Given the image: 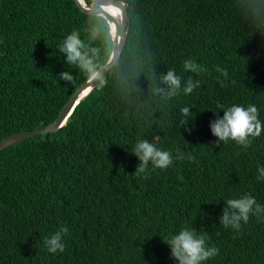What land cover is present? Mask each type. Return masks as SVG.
I'll list each match as a JSON object with an SVG mask.
<instances>
[{"label": "trees", "instance_id": "obj_1", "mask_svg": "<svg viewBox=\"0 0 264 264\" xmlns=\"http://www.w3.org/2000/svg\"><path fill=\"white\" fill-rule=\"evenodd\" d=\"M123 1L129 27L115 66L57 132L0 151V264H175L162 235L184 226L219 249L203 264H264V218L250 216L239 230L219 224L227 199L248 193L264 205L256 179L264 166V0ZM73 30L95 71L112 49L104 17L75 0H0V139L51 123L91 75L59 52ZM187 59L206 71H185ZM169 68L182 85L171 97L162 82ZM189 77L201 84L185 95ZM233 104L258 109L262 132L251 147L214 143L218 105ZM141 139L169 151L172 165L133 174ZM61 226L69 229L64 251L50 253L44 238Z\"/></svg>", "mask_w": 264, "mask_h": 264}, {"label": "clouds", "instance_id": "obj_2", "mask_svg": "<svg viewBox=\"0 0 264 264\" xmlns=\"http://www.w3.org/2000/svg\"><path fill=\"white\" fill-rule=\"evenodd\" d=\"M83 1L85 2V0ZM104 19L106 20V18ZM109 32L112 41L111 28ZM91 35L95 38L97 35L96 31L93 30ZM59 52L65 54L64 59L68 65H74L82 72L95 75L92 56L89 55V50L85 49V45L81 41L77 31H71L64 38L63 42L59 45ZM91 52L94 55L95 49H92ZM183 69L196 74L206 71V69H203L191 59L183 62ZM216 71L221 73L223 77H227L226 69L217 66ZM59 75L60 78L67 82H71L73 79L72 75L67 71H63ZM162 82L168 87L165 95L169 97L177 95L179 90H181V78L175 69L169 68L166 73H163ZM200 84L201 81L199 79L193 80L189 77L183 85L182 92L185 95L190 94L195 88L200 87ZM223 86L224 84L221 81V87ZM218 108L223 110V115H217V118L210 123L211 133L217 138L214 143H227L231 140L243 148L251 147L253 140L259 137L262 132V123L258 119L259 113L257 107L254 104H249L246 107L233 104L227 108L223 105H218ZM180 112L185 118L192 116L188 107H182ZM186 122V120L181 121V123ZM186 130L190 131V129ZM131 152L139 161L132 173L136 176H142V178L149 177L150 165L153 170L157 168L166 169L173 163V156L169 151L162 150L157 147L156 143L146 139L138 140ZM176 158L182 160L185 159V156L179 154ZM186 158L189 161L195 159L190 154ZM257 173L256 179L264 181V166L258 165ZM224 205L219 216V224L226 229L239 230L241 223H247L250 216L264 218V205L258 203L256 198L248 193H244L238 198L227 199L224 201ZM68 232L69 229L67 227L61 226L54 234L45 237L43 242L48 252L53 254L57 252L62 253L64 251L63 237ZM162 236L164 242L170 247L171 257L174 259L175 264H203V262L216 256L219 252L217 247L209 246L207 243L209 237L206 232L197 231L193 227L184 226L176 233H166Z\"/></svg>", "mask_w": 264, "mask_h": 264}, {"label": "water", "instance_id": "obj_3", "mask_svg": "<svg viewBox=\"0 0 264 264\" xmlns=\"http://www.w3.org/2000/svg\"><path fill=\"white\" fill-rule=\"evenodd\" d=\"M92 1L97 3L98 4L97 6H99L100 4V6L99 7L88 6L86 3H84L83 0H75V3L76 6L80 9V11H82L83 13L94 14V15H100L103 13L105 16L104 18H106L107 20V23L109 21L113 22L115 25V29H117L119 32V36H117L116 42L114 40V37L112 36V49L107 61L94 71L95 72L94 76L91 74L84 82L78 85V87L69 97L67 102L62 106L57 116L54 118V120L51 123L41 128H32L22 131H15L13 133H10L2 137L0 139V151L4 150L9 146L15 145L27 138H31L41 134L57 132L59 128L65 125L67 119L72 114L75 106L91 92V90L98 84V82H100L104 78L108 70L114 67L115 64L118 62L128 34L129 15L127 12V8L126 6H124V2L122 0H92ZM108 4L122 8L123 19L121 21H118L106 9Z\"/></svg>", "mask_w": 264, "mask_h": 264}, {"label": "bare ground", "instance_id": "obj_4", "mask_svg": "<svg viewBox=\"0 0 264 264\" xmlns=\"http://www.w3.org/2000/svg\"><path fill=\"white\" fill-rule=\"evenodd\" d=\"M123 1V0H122ZM124 2V5H126V2ZM86 3V2H84ZM98 5V4H97ZM96 5V6H97ZM100 6V4H99ZM97 6V7H99ZM102 6V5H101ZM106 9L110 12V14H112L118 21H121L123 19V11H122V8L121 7H116V6H113V5H107ZM102 17H105L104 14H100ZM111 30H112V36L114 37V40L116 42V39H117V36H119V32L117 29H115V25L113 22H108Z\"/></svg>", "mask_w": 264, "mask_h": 264}]
</instances>
